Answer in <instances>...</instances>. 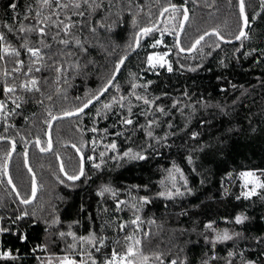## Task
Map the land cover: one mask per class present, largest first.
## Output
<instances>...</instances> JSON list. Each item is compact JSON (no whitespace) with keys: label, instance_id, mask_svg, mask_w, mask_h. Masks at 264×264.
I'll list each match as a JSON object with an SVG mask.
<instances>
[{"label":"trees","instance_id":"1","mask_svg":"<svg viewBox=\"0 0 264 264\" xmlns=\"http://www.w3.org/2000/svg\"><path fill=\"white\" fill-rule=\"evenodd\" d=\"M13 2L17 3L15 11L8 7ZM169 3L187 6L189 11V20L180 38L183 48H189L196 38L213 29L224 38L232 39L241 27L238 0H103L97 14L72 17L96 27V31L91 32L89 27L78 26L73 29V36L67 37L72 41L68 50L74 51L76 56L61 54L65 46L52 39L56 30L51 29L44 38L50 47L42 48L44 59L37 65L42 68L41 72L33 71L29 77L19 73L5 77L4 72H12L15 64L11 57L0 61V101L7 103L10 110L15 108L12 100L16 96L23 98L19 101L21 107L7 122L0 118V137H5L0 139V227L10 229L0 233V250L11 251L15 257L0 260V264H48V260L65 255L81 259L79 243L76 249H69L67 245L73 243L72 238L59 235L69 231L77 237L87 236L90 231L106 235L108 247L103 252L109 255L112 247L123 252L130 243L125 242L124 236L131 235L133 240H141L140 252L149 257L147 264H170L177 258L185 260L186 264H202L204 260H209V264H227L229 251L236 253L232 258L234 264H246L248 260L259 264L264 260V199L261 198L264 192L248 200L236 199L241 192L240 172L252 170L259 174L258 170L264 169V9L261 0H245V13L249 18L247 40L225 44L210 35L189 55L181 54L175 47L182 14L176 13L172 19L173 13H165L159 27L140 40V46L127 58L100 101L79 117L57 120L51 128V149L47 154L37 148V140L41 147L47 148L46 130L51 116L75 109L98 92L112 76L117 62L133 49L137 31L154 25ZM40 10L37 0H0V32L19 49L22 40L4 25L18 30L21 22L35 23L31 18ZM49 11L44 8L43 15H48ZM26 15L29 20H24ZM100 23L105 27H99ZM162 32L170 48L171 72L165 67L153 70L147 65L151 45ZM28 38L34 46L41 47L38 35L33 33ZM77 38L88 48L86 56L75 48ZM217 43L219 48H216ZM19 50L25 65L22 71H26L32 58L25 50ZM76 59L82 67L87 64L86 70L79 74L69 69ZM221 60L226 67L221 66ZM61 64L69 70L57 73L54 69ZM31 77L39 81L40 91L26 92L18 88L16 93L4 94V83L19 85ZM148 81L152 83L145 90L142 85ZM133 83L141 85L135 89L136 94L149 99L161 96L156 103L170 114L154 113L148 119L160 121L159 126L153 128L154 137L168 134V138L159 145L153 139L151 143L155 148L152 150L148 149L149 140L139 127L131 139L108 136L103 143L116 140L121 153L130 147L140 150L143 146L148 159L113 160L109 157L116 153L109 152L101 168L96 169L92 165L100 162L99 152L104 149L98 145L93 151L92 140H99L100 133L89 129L96 126L108 128L110 133L124 131L120 126L110 127L115 117L96 118L97 109L111 102L113 97L128 96L133 91ZM131 100L139 105L133 107L137 114L134 120L139 125L146 124L141 112L148 110V106L134 97ZM174 101H179L177 108L172 107ZM115 110L120 111L118 105ZM124 111L126 113V109ZM169 122L172 128L168 127ZM193 133H198L195 139ZM11 141L16 149L10 160L9 175L21 198L31 195L32 179L24 165V150L31 141L28 162L36 177L38 193L27 205L20 203L4 177L3 165ZM77 149L85 157V175L69 181L60 171L59 160L69 175L78 174ZM87 156H93L94 161H87ZM174 165L180 169L179 173L174 171ZM169 170L175 177V187ZM181 173L187 187L180 178ZM106 185L117 191L116 197L97 195ZM176 188L184 195L172 198L159 195L164 191L175 192ZM140 197H147L150 203L141 206ZM117 200L127 202L121 211L115 210ZM133 204L139 211L132 208ZM22 212L29 215L12 223ZM137 215L141 218L138 230L131 224L124 232L118 230L119 223L135 219ZM237 215L247 219L235 224ZM105 221H110V226L102 228ZM209 223L213 230L205 228ZM225 230L233 235L232 240L214 247L205 242L206 236L213 237ZM144 233L149 235L144 237ZM20 234L27 239H18ZM116 239L120 240L119 245L113 243ZM84 248L91 249V246L85 244ZM96 256L102 258L101 254ZM212 256L217 259L211 260ZM137 260L139 264V257Z\"/></svg>","mask_w":264,"mask_h":264},{"label":"snow or ice","instance_id":"2","mask_svg":"<svg viewBox=\"0 0 264 264\" xmlns=\"http://www.w3.org/2000/svg\"><path fill=\"white\" fill-rule=\"evenodd\" d=\"M37 3L40 4L41 10L36 12V16L32 17L31 19L35 20V23H29L24 24L21 22V26L19 29H14L10 25H4V27L8 28L9 32H12L14 34H17V39L22 40V43L19 45V49L25 50V52L29 55L31 59L30 65L27 67L26 71H22L24 68V61L20 59L21 57V51L14 47L10 42H8L6 35L3 32H0V61L5 60L6 57L13 58V62L15 64V67H13L12 72L5 71L4 76L8 77L11 76L12 73H19L24 77H29V74L33 71L35 72H41L42 68L39 66H36L38 63L42 62L44 57L42 55V48L50 47L48 44L45 43L44 38L49 35V32L51 29H55L56 31L52 35V39L56 40L59 44H62L65 46L64 49L61 50V54L68 57H74L76 56V53L74 51H69V47L72 45V41L68 39L67 37L73 36V29L77 28L78 26L83 27H89L87 23L75 21L72 19L73 16H79V17H86L92 16L98 13L103 7V0H37ZM8 7H10L13 11L17 8V3H9ZM261 7L264 9V0H261ZM31 10V6H29ZM48 8L49 14L43 15V9ZM84 9V10H81ZM239 11H240V19L242 21V26L239 29L238 35L235 36L236 40H247L249 38L248 32L245 31L246 28L249 27V18L245 14V0H239ZM171 12L173 13L172 19H175L176 13L182 14V20L180 21V28L183 30L185 26V22L189 20V11L188 8L184 5H176L173 3H169L168 7L163 8L162 12L160 13L161 16H163L165 13ZM63 16V18H61ZM29 16H25L24 20H29ZM255 19V17H253ZM114 24L116 21L113 22ZM136 20L133 18V26H135ZM99 27H105L103 23L99 24ZM155 26L152 27H144L141 28L138 33L135 35L134 44L135 47L140 46V40L144 36L150 35L154 31ZM89 30L91 32L96 31L95 26L89 27ZM111 30V26H109V31ZM35 33L40 37L39 44L41 47H36L33 45V43L28 38L30 34ZM214 35L217 37L218 40H224V37L216 30L213 29L211 32H204L202 35H200L191 45L190 48H183L180 46L179 43V34H177V42L175 47L179 49L180 52H193L197 50L198 46L201 44L202 41H204L206 36ZM161 36H163V32L161 33ZM226 43H231L230 40L225 41ZM162 43V39H157L154 44L151 46L153 48L159 46ZM75 48L79 49L81 53H83L85 56L88 54V48L84 46V43L81 42L80 39H75ZM220 44H216V48H219ZM236 52H239L240 49H236ZM211 53H209L210 55ZM248 53H246L247 55ZM168 53L164 54H152L147 57V64L150 69H155L157 66L163 68L167 66V70L169 72L173 71L171 64L166 59ZM126 57H122L119 62H117L115 69L112 73V76L107 80L105 85L98 90V92L92 94L85 102H83L80 106H77L75 109L70 111H65L63 113V117H71V116H81L85 114V110L89 108L90 105H93V101H100L101 96H103L106 92H108L109 87L113 85V82L116 79V74L120 72L121 66L124 64V60ZM88 63H91L89 61ZM221 66L226 67L227 65L224 63L223 60H221ZM87 64H84L83 67L81 66L80 60L76 59L74 62L69 65V69L77 74L82 73L86 70ZM69 69H65L63 65H59L55 67V71L57 73H63L68 71ZM190 71H195V69L190 68ZM39 81L35 77H31L28 79H25L22 81L19 85L13 83H4L3 84V92L5 95L16 93L18 88L20 90L26 91V92H33V91H40V88L38 87ZM151 81H148L146 84L142 85V87L147 90L148 86L151 84ZM141 85H137L136 83H133L131 85L133 91L129 93L128 96L120 95L119 99L113 97L111 102L103 103L102 107L97 109V112L95 114L96 118H103V119H109L110 116L115 117L116 119L113 121V123L110 125L112 128H116L117 126H120L124 129L123 132L116 131V132H109L108 128L99 129L96 126H93L89 131L93 133H100V139H93V151H96V146L102 145L103 149L99 152V163H93V167L96 169H100L102 164L105 162V157H108V153H116V155H113L109 157L113 160H124L127 159L129 161H141L148 159V156L145 155L146 149L141 146L140 150H133V148H128L127 150L123 151L122 153L118 149V144L116 140H111L109 143H103L104 139H106L108 136H115L117 138L124 136L125 139H131L132 135L135 134V130L137 127H139L140 130H143L149 140L148 143V149L154 150L155 146L151 143V141L154 139L155 144L159 145L162 140H166L168 138V134H166L164 137H154L153 128L158 127L160 124V121L156 118L148 119L150 115H154V113H159L161 116H167L170 113L165 110V108L161 105H158L156 101L161 99V96H156L152 99H149L146 95H139L136 94L135 89L137 87H140ZM236 86L233 85V88ZM117 90L118 85H117ZM166 96L167 94H163ZM131 97H134L136 101L142 102L144 105L148 106V110H142L141 114L145 116L146 124L139 125L138 121L134 120V116L137 115L133 112V107H139V105H134L132 103ZM23 98L20 96H16L15 99L12 100V103L15 105V108L8 109L7 103L4 101H0V118H3L5 122H7L8 117L13 115L16 111V109L21 107V101ZM179 104V101H174L172 107L177 108V105ZM119 106L120 111L115 110V106ZM126 109V113L125 110ZM181 112H183V109H180ZM63 117L58 116H51L52 120L60 119ZM94 121L98 123V121ZM10 126V125H8ZM50 126V125H49ZM168 127L172 128L173 125L169 122ZM132 129L131 132H129V129ZM127 133V135H126ZM198 133H193L192 138L195 139L197 137ZM0 139H5V137H0ZM37 147H40V141H36ZM15 149V145L13 144V150ZM51 149V143L49 142V147L44 148L40 147L41 152L49 151ZM77 152H80V149H77ZM8 156H11V153L9 152L7 154ZM87 161H94L93 156H87ZM25 167H28V161H27V151H25ZM175 172H180V169L178 167L173 166ZM28 171L31 173V168H28ZM259 175L257 174V171H242L240 172L239 176L240 179L243 181L241 184V188L243 189L240 194L236 197L237 200H240L241 198L248 200L251 199L254 196H258L261 194V192H264V169L258 170ZM61 172L64 173L67 180L69 181H76L79 180L81 176L85 175V157L81 155L80 159V168L79 173L75 175H69L67 172L64 171L63 166H61ZM3 173L5 176H8V165L7 161H5L3 165ZM231 175V173H229ZM169 178L173 181V187H175V177L172 175V170H169ZM180 178L184 180V176L181 173ZM63 182V181H61ZM9 185H12V191L16 192L17 198L20 200L21 204L27 205L32 202L33 199L36 197L37 193V183L35 176L32 177V190H31V197L29 198H21L20 193L17 191L15 185L12 182V179L8 178ZM163 184V181H161ZM185 187H187V181L184 180ZM190 192L191 189H188ZM105 194H109L112 197L117 196V191L112 188L111 186H103L100 191H98L97 195L104 197ZM159 195L161 197L166 198H172L174 196H182L184 195V192L180 191L179 188H176L175 192L173 191H164L160 192ZM264 199V196L261 197ZM135 199V198H134ZM127 202L124 200H117L115 205L116 211H121L122 206L125 205ZM139 203L141 206L150 203V200L147 197H140ZM132 208H134L136 211H139L138 208H136V205L133 204ZM104 211H108V209H104ZM29 214L27 212H22L20 215H17L15 217V220L12 221V223H16V221L23 220L26 216ZM2 219V218H0ZM247 219L244 215H237L235 217V224H242ZM54 222H58L54 221ZM141 222V218L139 215L135 217V219H132L128 222H121L116 227L120 232H124L125 229L128 227L129 224L137 226ZM151 222V221H150ZM110 221H105L104 224L101 225L102 228L110 226ZM205 228L207 230H213V225L211 223L206 224ZM47 230V229H46ZM10 229L5 227H0V233L8 232ZM61 238H64L65 236L71 237L73 240V243H69L67 247L69 249H76L77 244L79 243V246L82 250V257L79 260H76L72 258L71 256L65 255L62 258H59V264H138L137 258L139 257V264H147V261L149 257L142 255L140 252V245L141 240L136 239L133 240V236L125 234L124 240L125 242H130L126 244V247L124 248L123 252L118 251L117 247H112L110 255L103 252V249L108 247L107 240L108 237L106 235H100L96 231H90L87 236H79L77 237L73 232L69 231L67 233L61 232L60 234ZM144 237H147L149 233H144ZM236 235H239L237 233ZM18 239L21 241H25L27 237L23 234L18 235ZM233 239V235L229 234L227 230L220 233L217 232L213 237H205L206 243H211L213 247L217 243H223L229 240ZM259 242V241H258ZM115 245L120 244V240L116 239L113 242ZM90 245L91 249L84 248V245ZM96 254H101L102 258L97 259ZM236 255L235 252L229 251L228 252V259L227 264H234L233 257ZM264 255V253H262ZM15 257L13 256V253L8 250H0V260H12ZM156 259H160L159 256L156 257ZM211 260L217 259L216 256H212L210 258ZM48 264H51V261H48ZM170 264H186L185 260L182 259H173L171 260ZM202 264H209V260L202 261ZM246 264H258L257 261L248 260L246 261ZM259 264H264V260L259 261Z\"/></svg>","mask_w":264,"mask_h":264},{"label":"water","instance_id":"3","mask_svg":"<svg viewBox=\"0 0 264 264\" xmlns=\"http://www.w3.org/2000/svg\"><path fill=\"white\" fill-rule=\"evenodd\" d=\"M166 7H168V6H166ZM185 7H187V6H185ZM165 8V7H164ZM238 9H239V0H238ZM163 10V9H162ZM162 10H161V12H162ZM160 12V13H161ZM160 13H159V15H158V18H157V21H156V23L154 24V25H151V26H149V27H152V26H155V28H154V30L155 29H157L158 27H159V25H160V23H161V21H162V19H163V17H164V15L163 16H161L160 15ZM239 13H240V11H239ZM246 14V13H245ZM182 20V16H181V18H180V21ZM186 23L187 22H185V26H186ZM185 26H184V28H185ZM241 26H242V21H241ZM144 28V27H143ZM184 28H183V30H184ZM247 29L248 28H246L245 29V31L247 32ZM183 30H181V28H180V23H179V27H178V30H177V34H179V43H180V38H181V35H182V33H183ZM140 30H138L137 31V33L139 32ZM212 30H209V31H206V32H211ZM239 33V32H238ZM177 34H176V42H177ZM238 35V34H237ZM210 36V35H209ZM208 36H206L205 37V39L207 38ZM197 39V38H196ZM195 39V40H196ZM204 39V40H205ZM228 40H230L231 41V43H226L225 41H228ZM220 42H222V43H225V44H233V43H237L238 42V40H236L235 39V37L234 38H232V39H226V38H224V40H219ZM203 42V41H202ZM181 46V45H180ZM191 47V46H190ZM189 47V48H190ZM138 49V47H135V44H134V46H133V49L131 50V52L130 53H128L127 55H125V56H123V57H126V59L124 60V63H125V61L127 60V58L132 54V53H134L136 50ZM179 50V49H178ZM180 52V51H179ZM194 52V51H193ZM193 52H191V53H193ZM181 54H185V55H189V54H191V53H189V52H180ZM120 61V60H119ZM123 66V65H122ZM122 66H121V68H122ZM118 74L119 73H117L116 74V77L118 76ZM111 87V86H110ZM109 87V88H110ZM102 97V96H101ZM101 99V98H100ZM97 101H93V104L94 103H96ZM92 105H90L89 106V108L91 107ZM88 108V109H89ZM87 110V109H86ZM85 110V111H86ZM54 116H58V117H63V113L62 114H59V115H54ZM71 117H75V116H71ZM71 117H63V118H60V119H56V120H52V119H50V121H49V123H48V127H47V130H46V139H47V148L49 147V142L51 143V140H50V132H51V128H52V125L57 121V120H61V119H67V118H71ZM50 125V126H49ZM13 144L15 145V143L14 142H12L11 141V147H10V153H11V156H8L7 155V158H6V161H7V165H8V176H5L4 175V177H5V179H6V182H7V184L9 185V183H8V178L10 177V175H9V165H10V160H11V158H12V156H13V154H14V152H15V149H16V145H15V149L13 150ZM30 144H31V141L26 145V148H25V150H24V165H25V151H27V161H28V149H29V146H30ZM41 147V146H40ZM40 147H37L39 150H40ZM50 151V150H49ZM49 151H45V152H41L42 154H47ZM79 156H80V159H81V153H79ZM61 166H62V164H61V161L59 160V168H60V171H61ZM28 168H30V166H29V163H28V167H26V169H27V171H28ZM29 172V171H28ZM63 175H64V173L63 172H61ZM79 173V172H78ZM29 174L31 175V179H32V177H33V175H34V173H33V171H31V173L29 172ZM35 176V175H34ZM65 176V175H64ZM66 177V176H65ZM35 179H36V177H35ZM37 183V182H36ZM31 185H32V183H31ZM9 187L12 189V185H9ZM31 190H32V188H31ZM37 192H38V186H37ZM14 193H16V192H14ZM36 195H37V193H36ZM30 197H31V195H30ZM36 198V197H35ZM35 199H33L32 200V202L34 201ZM31 202V203H32Z\"/></svg>","mask_w":264,"mask_h":264},{"label":"rangeland","instance_id":"4","mask_svg":"<svg viewBox=\"0 0 264 264\" xmlns=\"http://www.w3.org/2000/svg\"><path fill=\"white\" fill-rule=\"evenodd\" d=\"M158 39H162V43L159 45V46H157V47H155V48H152V50L148 53V56L149 55H152V54H164V53H168L169 54V52H170V48L168 47V45H167V43L165 42V40H164V35L163 36H159V38ZM155 43V42H154ZM153 43V44H154ZM166 59L168 60V62L170 63V59H169V56L167 55V57H166ZM37 65H39V63L37 64ZM36 65V66H37ZM148 65V64H147ZM149 67V66H148ZM159 68H161V67H159V66H157L155 69H159ZM165 68H167V66H165ZM41 153V152H40ZM29 163V162H28ZM258 174V173H257ZM259 175V174H258ZM239 177V180H240V186H241V184L243 183V181L240 179V176H238ZM6 180V179H5ZM9 186V185H8ZM243 189L241 188V191H242ZM38 193V192H37ZM16 194V193H15ZM62 257H64V256H60V257H58V258H55V259H50V261H51V264H59V258H62ZM72 257V256H71ZM82 257V254L80 255V258ZM72 258H74V257H72ZM74 259H76V258H74ZM76 260H79V259H76ZM49 261V260H48ZM48 261H47V263H48Z\"/></svg>","mask_w":264,"mask_h":264},{"label":"built area","instance_id":"5","mask_svg":"<svg viewBox=\"0 0 264 264\" xmlns=\"http://www.w3.org/2000/svg\"><path fill=\"white\" fill-rule=\"evenodd\" d=\"M111 253V252H110Z\"/></svg>","mask_w":264,"mask_h":264}]
</instances>
